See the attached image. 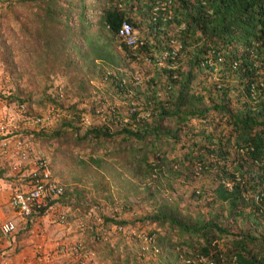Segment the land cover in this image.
<instances>
[{"label":"trees","instance_id":"obj_1","mask_svg":"<svg viewBox=\"0 0 264 264\" xmlns=\"http://www.w3.org/2000/svg\"><path fill=\"white\" fill-rule=\"evenodd\" d=\"M124 21L146 38L142 48L120 43ZM176 42V59L157 65ZM144 57L154 73L144 103L130 100L126 114L117 109L130 120L119 126L116 117L98 119L84 128L79 105L90 99L95 113L104 82L116 93L138 94L134 73L144 71ZM0 63L9 91L0 97L26 105L28 114L54 107L70 115L32 136L56 146L68 166L55 175L65 187L58 202L87 218L85 244L77 241L86 249L101 244L116 255L103 230L133 224L99 212L106 201L151 207L137 221L169 229L158 234L160 252L168 231L182 237L170 244L177 259L187 249L184 264H206L200 257L264 264V0H0ZM57 78L76 99L69 107ZM133 103L140 109L131 111ZM93 210L101 226L88 224ZM64 216L68 222L66 210ZM112 262L123 261L116 255ZM124 263L135 261L128 255Z\"/></svg>","mask_w":264,"mask_h":264},{"label":"rangeland","instance_id":"obj_2","mask_svg":"<svg viewBox=\"0 0 264 264\" xmlns=\"http://www.w3.org/2000/svg\"><path fill=\"white\" fill-rule=\"evenodd\" d=\"M117 47L118 45L110 46L111 50L113 51H117L118 50ZM117 54H120V53L118 52ZM142 62L144 63V58ZM152 65H153L152 63L151 64L144 63L143 64L144 71L136 70L134 73V76L140 77V80H141L140 82L141 86L138 91V94L131 91V97H129L127 95L116 93L113 88V83L109 81V83L104 82L103 86L100 88V90H102L100 94L104 96L105 100L104 102L101 103L102 104L101 106H98L96 108L95 113L93 112V109L91 107L90 99L83 101V103H80L79 105L80 108L82 107L86 108L84 119L86 118L88 122H90L88 125H86L83 121V127L84 128L90 127L95 122V120H98V119L104 121L107 124H109L112 121L116 122V120H118L119 122L121 120V123L117 122L118 123L117 125L119 126L126 124L127 121L130 120V118L127 116L129 113L128 111L129 101L135 100L136 102H138V104L144 103V96H145L144 92L147 88V83H148L147 78H150L154 74ZM131 67L132 66H130L129 69H127L126 71L127 74L131 72ZM62 83L63 82L60 78H57V80L55 81V85L61 87V90L59 91V97H60L59 99L60 101L62 100V104L64 105V107H69V105L71 103H74L76 99L72 98L69 92H66L63 90ZM97 84L98 86H101L99 81L97 82ZM0 92H3L4 94H9V91L7 89V84L4 83L3 81V69H2L1 63H0ZM135 92H137V90ZM95 99H99V98L97 97L93 98V100ZM17 106L18 104H16L14 101L12 102L4 96L0 97V111H2L3 109V111L7 112V116L9 115L8 117H11V118L17 117L18 122L14 126L18 125L20 128H22V127H25V125L21 121L22 114L18 112ZM23 106H24V111L27 112L28 110L26 108V105H23ZM133 108L140 109V108H137V106H135L134 103L132 107L130 108L131 111H133ZM117 109L124 114H126L127 111L128 113L124 118H119L118 116H116ZM29 111H30V114L28 113L27 114L30 115L31 117L37 116L42 113H48L50 116L53 117V120L50 122V125L48 126V129H47L49 130V132L54 130L58 126V121L62 116L64 115L70 116L68 113L66 114V112H64L63 110H60L54 107H46V108L33 107L34 112H32L30 109ZM145 113L149 114V111H144L143 112L144 116H146ZM115 117H116V120L114 119ZM14 123L15 122H13V124ZM30 125L31 124H27L28 127ZM32 134H28L27 132V134L22 135V138L27 140L28 144L32 146L33 154L47 161L49 168L51 170V173L54 175L55 178L57 177L60 183H62L61 179L55 175L57 174V172L61 170H64V171L67 170L68 166L65 165L60 160L58 155H56L55 153L56 146L52 144H44L41 140L36 139V137H33L34 135L32 136ZM83 152L84 151H81V156H85ZM83 188L87 192L89 191L87 190L88 187L86 185ZM185 189H187L186 186L183 188V190ZM116 190L117 188L114 186V191ZM92 196L93 195L91 193L87 194V197L89 199H91ZM73 202L75 201L74 200L69 201V203H73ZM84 202H85L84 203L85 205H88L89 202H91V200L84 201ZM101 206L102 207L99 209V212L101 210L102 213L105 215H114V217L118 220H125L129 223H133L132 225L129 224L128 226L123 227L126 233L122 235L115 234V233H118L116 232L118 229L116 230L115 227L110 228V230H107V229L103 230L104 231L103 233H107V237L111 236L109 237V239H107L108 240L107 243H109V247L111 246L114 247L116 245L118 246L119 251L116 252V255H118L119 259L123 261L122 264H125L124 261L127 259L128 255L132 259V263H134L135 261V264H184V260L186 259V257L190 256L188 255V252H186L187 249L185 248L183 249V253L180 259L176 258V256H178L179 254V249L177 245L172 246L173 244H170V242H178V240H182V237H180L178 234H175V236L171 235L172 234L171 231L167 232L168 236H166V238L163 240V245L165 248L164 252L163 251L160 252L161 246L158 245L159 243L158 234L162 233L164 228L166 229L167 227L157 228L155 224L144 226V223L137 221L138 218H141L145 215L146 211L151 210V207L145 206L144 208H141L140 206L136 205V206H133L132 210H127L126 208L123 209L121 205H117L118 206L117 208L111 207L109 206V202H106V201L101 202ZM60 208L71 211L70 204L66 205V204L59 202L56 205H54L51 209H49L48 212L45 214L47 215L49 213V215H47V218H48L47 220H50L51 222H53L54 226L57 225L55 220L57 218V214L59 213ZM99 215L97 213V210L91 211L88 217L91 219L93 218V220L90 219V222L88 224L94 225V226H98V225L101 226L102 224H100V222L102 221V218L101 216L99 217ZM86 219L87 218L80 217L77 220L73 219L72 222L68 221V223L66 222L65 224H58L59 228H61V231L63 233L65 232L64 239L66 240V241H62L61 244L59 243L58 247L62 245L63 246L67 245L69 243H70L69 245H72L74 244L73 243L74 241H82L84 243V229L83 228L87 227ZM153 229L158 230V233H155L156 236H153V235L150 236L148 234V232ZM167 230L169 229L167 228ZM69 233L70 235L66 237V234L68 235ZM107 237H105V239ZM137 237L140 238L138 241H136ZM146 237L148 238L147 240H145ZM87 250H89V252L86 253L88 257L91 252H94V254L91 256L90 259H88V261H86V264H113L112 262L113 257L116 256V255L112 256V254L109 253V251L107 250V247L106 246L104 247L101 244L96 245V246H90L87 248ZM84 254H85V251H84ZM64 255L68 256L67 254H64ZM50 256L51 255H49L46 259L52 260L55 257V254H52V257L49 258ZM70 256L71 255H69V257ZM58 258H61V257H58ZM75 259L73 260L74 262L70 261L69 264H78V262H76ZM193 264H196V263L194 262Z\"/></svg>","mask_w":264,"mask_h":264},{"label":"built area","instance_id":"obj_3","mask_svg":"<svg viewBox=\"0 0 264 264\" xmlns=\"http://www.w3.org/2000/svg\"><path fill=\"white\" fill-rule=\"evenodd\" d=\"M117 36L121 43H124L133 50L140 49L145 44L144 39L136 34L131 24L127 21L121 24ZM180 48V45L175 46L172 52L164 53L158 57L155 63L157 65H164L167 57L175 60ZM144 62L151 63V60L149 57H144ZM207 62L210 65L213 64L211 61ZM140 82V77H135V83L140 84ZM134 110L136 108H133ZM18 111L22 114L21 121L25 127L20 128L18 125H12L3 117L0 111V160L9 161L11 171L20 174L26 180V186L24 188H17L13 192L10 204L18 214L28 217L35 211L49 208L53 202L63 196L65 189L52 176L47 161L38 156H34L32 146L28 144L27 140L22 138V135L27 134V132L28 134H32L35 130L47 129L53 117L48 113H42L34 117L25 115L23 105L18 107ZM84 123L88 125L90 122L85 118ZM27 124L31 125L28 127ZM62 211L60 208L56 219L59 223L63 224L65 223V216ZM102 223L101 221L100 224ZM117 229L121 234L126 233L122 226L117 227ZM15 232L16 224L13 221L7 220L0 223V246L5 238L13 235ZM147 239L146 237L145 240ZM86 253L85 246L81 243L62 245L57 249L58 255H71L74 259L76 258L75 260L78 264H86V261L93 255L91 252L88 257ZM47 261H50V259H47ZM210 264L215 263L211 262Z\"/></svg>","mask_w":264,"mask_h":264},{"label":"crops","instance_id":"obj_4","mask_svg":"<svg viewBox=\"0 0 264 264\" xmlns=\"http://www.w3.org/2000/svg\"><path fill=\"white\" fill-rule=\"evenodd\" d=\"M1 113L9 123L15 122V125L18 122L17 117H8L3 109ZM12 174L14 173L9 171L8 163L0 162V223L11 220L16 224V232L5 238L0 246V264H69L74 260L73 257L57 254L58 244L66 241L65 232L61 231L58 224L54 226L53 222L47 220L49 213L45 214L48 211L24 218L13 210L10 205L11 194L15 184L22 181V177ZM66 211L69 222L78 219L74 213ZM71 216L74 218H70ZM70 233L66 234V237ZM52 254H55V257L47 261L46 258L49 255L51 258Z\"/></svg>","mask_w":264,"mask_h":264},{"label":"clouds","instance_id":"obj_5","mask_svg":"<svg viewBox=\"0 0 264 264\" xmlns=\"http://www.w3.org/2000/svg\"><path fill=\"white\" fill-rule=\"evenodd\" d=\"M137 34V33H136ZM139 37H142L143 39H144V41H145V44H146V38L143 36V35H140V34H137ZM118 37V36H117ZM119 39V38H118ZM120 41V40H119ZM121 43V42H120ZM144 44V45H145ZM176 44H177V46L178 45H180V44H178L177 42H176ZM181 46V45H180ZM175 47V46H174ZM22 105V104H21ZM21 105H18L17 106V109H18V107L19 106H21ZM19 112V111H18ZM20 113V112H19ZM25 113V115H28L27 114V112L25 111L24 112ZM30 116V115H29ZM22 119V118H21ZM25 133V132H24ZM242 152L244 151V150H241ZM34 156H37V155H35L34 154ZM2 161H4V162H6V163H8V167H9V171L10 172H12L11 171V169H10V165H9V161H5V160H0V162H2ZM51 171V170H50ZM12 173H14V172H12ZM12 175H20V174H17V173H14V174H12ZM53 176V175H52ZM54 177V176H53ZM55 178V177H54ZM56 179V178H55ZM57 180V179H56ZM58 181V180H57ZM26 186V180H25V178H22V181L21 182H19V183H16L15 184V187H14V189H13V191H12V194H11V197H12V195H13V192L17 189V188H24ZM65 189V188H64ZM11 199V198H10ZM58 200H60V198L59 199H57L55 202H53L52 203V205H50V207L49 208H47V209H44V212H47L49 209H51L54 205H56L57 203H59L58 202ZM258 200V199H257ZM11 205V204H10ZM61 205V204H60ZM63 209V208H62ZM14 210V209H13ZM15 211V210H14ZM16 212V211H15ZM38 211H35V212H33L32 213V215L31 216H28V217H24V216H22V217H24V218H30V217H32L34 214H36ZM64 214H65V210L63 209V211H62ZM17 213V212H16ZM18 214V213H17ZM39 214H41V213H39ZM20 215V214H19ZM98 220V219H97ZM56 221V223L57 224H62V223H59L58 221H57V219L55 220ZM102 222H103V219H102ZM66 223V222H65ZM65 223H63V224H65ZM104 223V222H103ZM73 243H79V242H77V241H74ZM70 244V243H69ZM82 244V243H81ZM85 246V245H84ZM85 250H86V252H89V250H87L86 248H85ZM93 254H94V252H92ZM199 261H201V262H203V263H206L207 264V261L205 260V258H203V257H200L199 258ZM195 263L196 264H198L197 263V261H195ZM211 262H209L208 264H210Z\"/></svg>","mask_w":264,"mask_h":264}]
</instances>
